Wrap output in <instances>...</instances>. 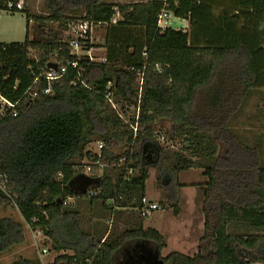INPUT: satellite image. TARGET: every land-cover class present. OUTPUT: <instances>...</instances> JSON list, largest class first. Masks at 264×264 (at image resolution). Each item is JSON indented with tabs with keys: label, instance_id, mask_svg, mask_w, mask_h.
Instances as JSON below:
<instances>
[{
	"label": "trees",
	"instance_id": "16d2710c",
	"mask_svg": "<svg viewBox=\"0 0 264 264\" xmlns=\"http://www.w3.org/2000/svg\"><path fill=\"white\" fill-rule=\"evenodd\" d=\"M6 1L0 0L2 9ZM44 6L42 15L27 10L23 42H0V92L19 101L18 115L0 113V206L17 207L21 217H0V257L26 243L29 225L53 241L58 254L47 264H116L117 253L132 240L149 241L161 252L165 235L144 228L139 210L150 168L160 160L159 171L165 168L176 179L194 167L208 176L199 184L204 232L198 252L172 251L161 255L163 264L264 262V160L259 147L231 127L263 84L264 0H45ZM20 9L16 5L14 12ZM163 9L189 20L190 31L160 27ZM117 12L121 18L113 22ZM79 19L106 26L105 62L71 53L64 33ZM52 54L61 65L78 59L81 75L70 67L45 93L47 80L35 79L49 70ZM29 87L38 96L26 93ZM162 129L183 147L161 144ZM97 141L105 143L108 165L92 197L75 189V166L98 159L90 148ZM70 195L77 203L102 202L118 220L126 210L132 223L94 240L75 203L64 205ZM62 227L73 239L62 236ZM11 264L44 263L39 256H21Z\"/></svg>",
	"mask_w": 264,
	"mask_h": 264
},
{
	"label": "rangeland",
	"instance_id": "374dc122",
	"mask_svg": "<svg viewBox=\"0 0 264 264\" xmlns=\"http://www.w3.org/2000/svg\"><path fill=\"white\" fill-rule=\"evenodd\" d=\"M106 1L124 3L129 0ZM133 1L135 2V0ZM44 2L45 0H18L16 3L23 5L19 11L10 12L4 10L0 12V42H23L27 35V10H30L32 13L42 15L46 12ZM114 17L115 19L121 18L119 14H116ZM105 33L106 26L101 25L95 28L91 47L93 54L97 57H104L102 56L104 47L101 45L104 42ZM68 37L69 34L66 31V33H64V40H67ZM54 57L56 58V54H54ZM262 80L263 84L257 89H254L243 110L233 119L231 127L247 143L258 146L264 160V79L262 78ZM162 135L166 136L165 129H162V134H160L159 137V142L164 146L172 147L169 144L172 142L171 144L174 145L172 148L174 149H180L183 147L182 140L178 139L175 141H168L167 138L163 139ZM93 144L96 146L97 142L96 144ZM156 165L157 166H151L150 168V177L147 180V194L151 198H157L158 200L163 201L165 207L156 210L151 216L144 218L142 221L159 229L165 235L167 245L161 251L162 256H166L170 252L176 250L194 254V252L198 250H196V245L198 248L199 239L204 232V212L202 207L204 193L199 184L202 185L205 181H207L208 176L202 173V170L197 169L183 171L181 172L180 178L176 179L174 175L168 173L169 170L165 168H163L162 171L169 175H166L165 173L162 174V171H159L160 169L158 166L160 165V160L157 161ZM184 180L197 181L199 188L191 185L181 187L183 184L180 183ZM169 182L171 183L169 184ZM171 188H173V190H171ZM76 203L77 200L72 206L76 210L79 209L78 211L80 213L82 226L85 227L90 225L95 220L96 223H100V226L104 228H107L109 223H112V226H114L116 230L120 229V221L112 214H109V219L99 220L87 211L88 208L82 211V207L80 205L89 203L87 200L78 201V203ZM177 207H179V211L175 212V208ZM132 215L134 217V221L141 222V218L136 211H133ZM5 216H11L16 220H21L19 210L11 204L0 206V217ZM60 230L65 239H73L71 234L72 232H69L68 229L66 230L65 228H61ZM71 231L73 230L71 229ZM26 235V243L14 246L11 250L3 253L0 257V264H11L12 261L20 258L21 256L32 257L33 255H37L36 252L42 262L47 264L49 260L55 258L58 254L56 249L53 247V241L50 236L40 228L27 227ZM187 241H190L188 242L189 244H187L189 246L188 248L184 247ZM43 248H47L48 252L41 254ZM127 251L130 252L132 258L135 259L138 258L139 254H141L143 250L137 247H128ZM120 257L121 255L118 254L117 261H120ZM252 264H264V262H254Z\"/></svg>",
	"mask_w": 264,
	"mask_h": 264
},
{
	"label": "built area",
	"instance_id": "2783aa9c",
	"mask_svg": "<svg viewBox=\"0 0 264 264\" xmlns=\"http://www.w3.org/2000/svg\"><path fill=\"white\" fill-rule=\"evenodd\" d=\"M137 1V0H135ZM16 5L21 8L23 7L22 4H17L15 3L14 0H7L4 9L0 7V12L7 10L10 12H14ZM116 14H119L117 12ZM173 13L167 9H163L161 13L159 14L158 17V25L162 28L166 27H171L172 26V18H173ZM118 18L115 19L113 18V22H117ZM103 25L102 23H96L93 20H88V19H79L77 21H72L67 29V33L69 34V37L65 41L68 42V44L71 46V53L76 54L78 56L81 55H86L90 58L91 61H100V62H105L107 60L106 57H97L95 54L92 52V47L88 48V45L91 44L92 39L94 38V33H95V28ZM50 61H56V58L54 57V54H52V57ZM58 69L53 70H45L40 74V77H36L35 81H39L41 77H44L47 80V87L43 89L45 93H50L52 91V86H53V81L55 79L61 78L68 70V68L73 67L78 70L79 68V60H68L67 62L63 63L62 65L58 62ZM134 69V68H133ZM78 78L81 75L80 70ZM140 81L143 83V73L140 72ZM85 86L88 87V85L83 82ZM73 84H77V82L74 80ZM17 88V84L14 86ZM26 93H29L32 95V98H35L38 96V92L34 89V87H29L26 90ZM108 98L110 101H112L110 94H107ZM113 102V101H112ZM114 104V103H113ZM18 105L19 101H13L10 98L6 97L4 94L0 92V113L1 114H10V115H18ZM114 107L117 108L116 104H114ZM139 114V110H138ZM137 114V116H138ZM121 117L127 120V118L124 116V114L120 113ZM138 118V117H137ZM129 122V120H127ZM134 130L137 131V125H133ZM162 138L165 139V135H162ZM172 143V142H171ZM169 143L172 147V145ZM97 146L98 150L96 151L98 153V159L94 161L90 160H85L83 164H79L75 166V173H84L87 176H101L103 173L105 167L108 165L104 160H103V152L102 149L105 147V143L103 141H97ZM133 172V169H129V173ZM65 177V172L64 171H59L57 173V179L60 181H63ZM129 179V177H127ZM0 187L4 189V185L0 183ZM86 192V193H85ZM82 193L88 194V196H94L97 191L93 190L91 188H87L82 190ZM115 199H111V203L113 204ZM75 203V198L73 196H68L64 200V205L69 206ZM163 208V206L155 201L150 200L146 195L141 199V205L139 207L141 216L146 218L151 216L156 210ZM29 228L32 227L31 225L28 226ZM47 253L48 249L43 248L41 251L42 253Z\"/></svg>",
	"mask_w": 264,
	"mask_h": 264
},
{
	"label": "crops",
	"instance_id": "0c3cea01",
	"mask_svg": "<svg viewBox=\"0 0 264 264\" xmlns=\"http://www.w3.org/2000/svg\"><path fill=\"white\" fill-rule=\"evenodd\" d=\"M112 2V1H111ZM113 2H115V1H113ZM115 3H118V2H115ZM120 3H122V2H120ZM219 10H215V14L216 15H218L219 14ZM120 15V14H119ZM121 16V15H120ZM172 28H174V29H181V30H183L184 32H187V31H190V28H191V25H190V22H189V20H187V19H183V18H180V17H175V16H173V18H172ZM106 33H105V35H104V42L102 43V45L101 46H103L104 47V51H103V54H102V56H106V52H107V46H106ZM132 43V42H131ZM93 143H95L96 144V142H93ZM91 144L90 145V148H92L93 150H98V146L96 145H94V144ZM202 170L201 172L202 173H204V169L203 168H197V167H194V168H191L190 170ZM200 172V171H199ZM165 173V172H164ZM168 173H170V172H168ZM166 175H169V174H167V173H165ZM179 176H178V178H180V175H181V172L178 174ZM100 176H87L86 174H84V173H78L77 174V182H76V190H79V191H81V190H84V189H87V188H92V187H95L96 188V184H97V182H98V178H99ZM205 182H208V180L207 181H205ZM204 182V183H205ZM171 182H169V184H170ZM198 182L197 181H192V180H190V181H187V180H184V181H182L180 184H183L181 187H183V186H187V185H191V186H196V187H198V184H197ZM146 185H147V182H146ZM172 185V184H171ZM199 188V187H198ZM171 190H173V188H171ZM146 196L150 199V200H152V201H155V202H158V203H160L163 207H165V204L163 203V201H160V200H158L157 198H151V197H149L148 196V194H147V189H146ZM82 199H84V198H82ZM173 199H174V197H173ZM169 201V200H168ZM171 203H173V202H171ZM88 208V209H87ZM87 209V211L92 215V216H94V217H96V218H98L99 220H102V219H109V210H107L106 208H105V206L102 204V202H99V201H96V200H94L93 202H91V203H87V204H85V205H82V211H84V210H86ZM122 209H126V208H122ZM124 211H126V210H123V212L119 215L120 216V226H125L126 224L128 225L129 223H132V220H131V218H130V216L128 215V214H125V212ZM108 215V216H107ZM115 218H116V216L115 215H113ZM118 219V218H117ZM144 219V218H143ZM114 225V224H113ZM143 226H144V228H148V227H153V226H150V224H148V223H146V222H143ZM63 228V227H62ZM82 228H83V230L85 231V232H87L89 235H92V237H93V239L94 240H96V237L98 238V237H101V239H102V241L104 240V238L108 235V233L111 231V229L113 228V226H112V223H109V225H108V227L107 228H104V227H102V226H100V223H96L95 222V220H94V222L92 223V224H90V225H87V226H82ZM155 228V227H154ZM159 230V229H158ZM94 240H92L93 242H95ZM188 242H190V241H187L186 243H185V245H184V247H189L187 244H189ZM128 245H130L132 248H141V249H143L144 247H153V248H156L157 246L156 245H154V244H152V243H150L149 241H144V240H132V241H128L127 243H125L124 244V246L121 248V250L117 253V255H116V264H118L117 263V256H118V254L119 255H121V257H120V259H123L124 257L122 256V252L124 251V248L126 247V246H128ZM198 248H197V245H196V250H197ZM195 250V251H196ZM122 251V252H121ZM176 251H180V250H176ZM69 252H72L73 253V251L72 250H62V253H69ZM180 252H182V251H180ZM198 252V250L196 251V252H194V254H196ZM72 253H70V254H72ZM129 253V255H130V252H128ZM183 253H185V254H188V255H194V254H191V253H189V252H183ZM36 254L37 255H33L31 258H36V256L38 257L39 255H38V253L36 252ZM162 254V253H161ZM27 257V256H26ZM30 258V257H29ZM125 258H128V257H125ZM139 258V257H138ZM138 258H135V259H130L131 260V262L129 263V262H125L124 264H147V262L146 261H139V259ZM54 260V258H52L51 260H49L48 262H51V261H53Z\"/></svg>",
	"mask_w": 264,
	"mask_h": 264
},
{
	"label": "water",
	"instance_id": "95a60500",
	"mask_svg": "<svg viewBox=\"0 0 264 264\" xmlns=\"http://www.w3.org/2000/svg\"><path fill=\"white\" fill-rule=\"evenodd\" d=\"M58 62L50 61L48 67L53 70L58 69ZM142 253L139 254V261H146L147 264H163V259L161 258V252L158 247H144Z\"/></svg>",
	"mask_w": 264,
	"mask_h": 264
},
{
	"label": "flooded vegetation",
	"instance_id": "af4514ba",
	"mask_svg": "<svg viewBox=\"0 0 264 264\" xmlns=\"http://www.w3.org/2000/svg\"><path fill=\"white\" fill-rule=\"evenodd\" d=\"M128 247H130V248H132L130 245H128V246H126L125 248H124V251L122 252L123 254H122V256L124 257H128V258H123V259H119L120 261H117V263L118 264H124L125 262L127 263V262H131V260L130 259H133L132 258V256L131 255H129V253H128V251H127V249H128Z\"/></svg>",
	"mask_w": 264,
	"mask_h": 264
}]
</instances>
